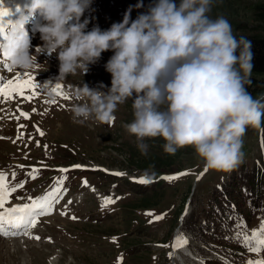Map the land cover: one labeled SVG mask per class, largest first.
<instances>
[{
    "label": "rangeland",
    "instance_id": "1",
    "mask_svg": "<svg viewBox=\"0 0 264 264\" xmlns=\"http://www.w3.org/2000/svg\"><path fill=\"white\" fill-rule=\"evenodd\" d=\"M258 1L214 0L209 15L212 19L225 17L231 23L235 36L243 32L264 35V28L259 27L252 14L253 6ZM174 2L179 5L180 0ZM154 3L156 0H92L81 21H89L86 31L93 27L104 31L113 24L122 23L126 13H129L131 23ZM34 44L40 46L41 39L37 38ZM113 54L112 51L102 53L101 59L90 65L89 72L84 76L79 73L67 76L64 81L72 89L71 93L82 84L106 92L111 87V75L105 70V64ZM52 56L38 57L40 64L47 65V71L39 73V78L44 77L42 87L49 80L60 82L57 80L59 61L55 54ZM74 99L75 104L84 102L76 97ZM259 99L264 101V95ZM35 103L32 100L30 105L23 108L31 112L34 118L45 115L48 110L46 106L34 115ZM49 107L51 113L42 118V127L47 133L45 138L34 137L30 140V135L35 133L31 122L34 118L3 127L5 129L0 134L8 138L3 137L5 140L0 141V168L16 171V179L9 180L12 187L23 184L14 192L19 198L13 202H26L34 195L45 196L53 190L56 179L63 175H67L63 185L67 191H62L59 194L62 198L54 204V207L59 205V213L36 225L26 238L11 242L0 239V264H120L121 257H124L121 264H202V258L209 264H248L249 260L264 259L262 251L258 255L250 252L242 238L237 237L238 232L251 236L253 230L259 229L264 221V121L258 128L247 129L243 143L245 158L238 168L230 173L208 170L205 176L196 180L204 164L191 147L168 155L163 150L164 141L161 138L147 139L144 141L149 146L147 154H141L136 138L125 128L134 119L131 99L118 107L116 119L111 125L95 119L84 123L74 122L73 105L68 108L64 104L50 103ZM8 129L11 130L5 133ZM23 130L27 132L26 135ZM129 152L140 157L168 158L170 161L160 170L156 166L140 170L126 156ZM75 164L98 167L102 171L33 173L34 166L62 168ZM258 170L260 175H257ZM182 172L188 174L172 181L163 179ZM105 173L123 175L106 176ZM234 175L239 187L237 205L240 213L222 228L207 213L211 206L222 201V189L225 190L232 183ZM254 177H259L258 192L247 186L246 193H243V185ZM140 180L146 181L142 184L145 187L138 186ZM84 181H87V185ZM153 182L156 183L147 186ZM108 198L115 203L103 206ZM185 209H188V214L181 224ZM72 210L75 219L68 215ZM158 216L164 218L156 220ZM208 221L214 224L210 226ZM219 221L222 224V220ZM240 224L246 227H238ZM179 228L181 231L176 233V238L182 234L187 239L193 251L187 247L189 255L195 256L193 260L176 251L178 257L169 256L175 232Z\"/></svg>",
    "mask_w": 264,
    "mask_h": 264
},
{
    "label": "clouds",
    "instance_id": "2",
    "mask_svg": "<svg viewBox=\"0 0 264 264\" xmlns=\"http://www.w3.org/2000/svg\"><path fill=\"white\" fill-rule=\"evenodd\" d=\"M91 2L29 0L17 7L19 15L0 36V57L14 71L37 76L47 71L38 57L55 54L57 80H64L84 76L102 53L112 51L105 64L111 87L76 88L72 95L84 102L73 105L74 122L111 125L118 107L131 99L134 119L125 128L142 155L149 147L145 140L161 138L168 155L191 147L207 170L238 168L247 129L264 121V102L245 86L253 69L251 42L238 40L225 17H210L214 0H156L131 23L126 13L108 30L86 31L89 21L81 18ZM37 14L42 44L33 53L26 26Z\"/></svg>",
    "mask_w": 264,
    "mask_h": 264
},
{
    "label": "snow or ice",
    "instance_id": "3",
    "mask_svg": "<svg viewBox=\"0 0 264 264\" xmlns=\"http://www.w3.org/2000/svg\"><path fill=\"white\" fill-rule=\"evenodd\" d=\"M9 16V12L3 10V5L0 3V36H3L6 31V22L5 17ZM33 77L28 73H17V78L15 80H8L6 83L0 84V96L5 100L10 99L13 95H19L23 99L31 100L36 95V89L39 87L36 83H33ZM60 85L57 84L53 90L56 95H60L63 98L64 94L59 90ZM25 118H29L27 113H21ZM39 131V129H38ZM40 135L43 136L44 133L40 132ZM39 146V144H37ZM47 148V145H45ZM22 167V166H21ZM74 168H81L80 165H75ZM37 170H33L35 173ZM61 173H67L70 169H59ZM204 172H207V169H204ZM187 172L179 173L176 176H166L163 179L172 181L179 179L180 176L187 175ZM204 173H201L202 176ZM113 175H123L122 173H113ZM15 178V173L12 174ZM32 178H35V175H32ZM67 179V175H63L55 182V186L52 191L47 193L44 197L37 200H33L30 203H25L23 205H16L12 207H6V204L9 203V197L17 188H22L23 184H19L15 187H9L7 183V175L3 172H0V235H16L17 230L22 232L24 235H28V230L34 227L40 216L50 215L53 210L54 204L58 203L59 199L62 198L59 194L67 190L63 188L64 181ZM200 179V176L197 177ZM87 185V181L83 182ZM138 183H146L145 180H140ZM71 204V201H68ZM109 203H115L114 200L108 198L105 201V205ZM63 214V213H62ZM151 215V213H148ZM163 216H158L155 219H163ZM75 219V217H73ZM238 227L245 228L246 225L240 224ZM238 238H242L244 246L248 248L250 252L256 253L257 255L264 251V221L261 222L259 229L253 230L251 236H248L244 232L237 233ZM39 239V237H35ZM188 241L186 238L178 237L172 244L173 252L169 253L170 258L174 255V252L185 245ZM167 247V245H161ZM248 264H264V259L258 260H249Z\"/></svg>",
    "mask_w": 264,
    "mask_h": 264
},
{
    "label": "trees",
    "instance_id": "4",
    "mask_svg": "<svg viewBox=\"0 0 264 264\" xmlns=\"http://www.w3.org/2000/svg\"><path fill=\"white\" fill-rule=\"evenodd\" d=\"M254 21L260 25L259 27L264 28V0H259L257 4L253 6L252 10ZM239 40L240 38H244L251 42V50L253 53V69L252 74L250 76V83L246 84L247 91L251 94V96L255 99H259L262 95H264V35L259 33H245L243 32L241 35L236 36ZM264 102V101H262ZM127 157H130V162L138 167L140 170H145L150 167L156 166L158 170L168 166L169 159H158L156 157H140L136 153H127ZM259 173H257L258 175ZM259 177H254L252 181L246 182L249 189L258 192L256 189L257 183L259 182ZM236 178L233 179L232 183H230L225 189V201L216 202L217 204L210 207V211L207 216L212 218V216H219L223 218L226 214L234 211V207L239 211L237 204V199L239 198V187ZM243 190V189H242ZM238 191V192H237ZM244 193V191H243ZM232 204L234 206H232Z\"/></svg>",
    "mask_w": 264,
    "mask_h": 264
},
{
    "label": "bare ground",
    "instance_id": "5",
    "mask_svg": "<svg viewBox=\"0 0 264 264\" xmlns=\"http://www.w3.org/2000/svg\"><path fill=\"white\" fill-rule=\"evenodd\" d=\"M56 85L57 84H54V85H51V84H48L47 86L48 87H51V88H53V89H55V87H56ZM60 90V89H59ZM44 94V96H43V98H40V100H43V102L44 103H47V99H46V95H47V92H44L43 93ZM64 103H65V106H67V107H69L70 106V103L68 102V101H66V100H64ZM36 170V169H35ZM33 231V230H32ZM177 237V236H176ZM181 237V236H180ZM177 239V238H176ZM175 239V240H176ZM188 246H183V247H181V248H178L177 250H176V252H181V253H183L184 255H186L187 257H189V258H191L192 260H193V258L195 257L193 254L192 255H189V250H188V248H187ZM175 252V253H176ZM175 255V257H178V255H177V253L176 254H174ZM194 256V257H193ZM193 257V258H192ZM195 260V259H194Z\"/></svg>",
    "mask_w": 264,
    "mask_h": 264
}]
</instances>
